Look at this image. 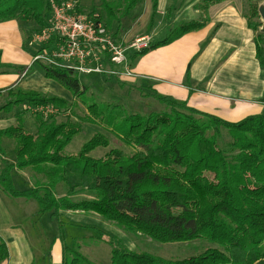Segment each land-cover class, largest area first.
Masks as SVG:
<instances>
[{"label": "trees", "instance_id": "16d2710c", "mask_svg": "<svg viewBox=\"0 0 264 264\" xmlns=\"http://www.w3.org/2000/svg\"><path fill=\"white\" fill-rule=\"evenodd\" d=\"M115 1L110 6L101 0L100 12L93 8L85 15L98 14L112 39L120 43L121 28L113 25L141 7L144 0ZM201 1L206 10L223 0ZM259 2L247 0L243 18L246 28L254 33L255 59L264 70ZM151 5L148 27L155 18L157 0H151ZM121 10V17L115 18ZM76 11L85 13L78 5ZM49 17L48 0H0V23L16 22L24 41L46 27ZM203 25V20L184 21L176 29H169L164 39L150 41L145 50L126 54L129 66L137 57ZM38 64L44 78L67 90L71 99L17 87L3 91L9 99L0 111L8 114L16 108V124L0 130V191L13 199L34 202L38 216L57 219L66 212L82 213L160 244L199 241L202 247L206 245L197 256L166 260L128 250L120 240L109 237L105 242L109 264H264L263 113L228 122L190 108L186 102L131 84L130 89L157 102L160 110L127 113L119 105L98 102L89 95V87L79 82L78 73ZM11 69L2 63L0 53V75ZM100 77L123 84L115 77ZM25 105H48L57 113L46 119L32 114L36 127L34 133H29L23 125L29 112L25 108L17 111ZM80 107L85 109L82 116L77 114ZM65 114L69 117L57 122L55 116ZM70 117L84 124L104 125L131 151L114 149L101 158H91L93 150L109 146L106 136L95 133L77 155L66 156L65 148L80 131L76 122L70 125ZM5 140L14 145L13 164L3 159L1 145ZM13 170L32 172L33 187L15 190ZM76 242L73 240L70 248L63 244L61 264H93L79 253ZM8 257L0 238V264Z\"/></svg>", "mask_w": 264, "mask_h": 264}, {"label": "crops", "instance_id": "0c3cea01", "mask_svg": "<svg viewBox=\"0 0 264 264\" xmlns=\"http://www.w3.org/2000/svg\"><path fill=\"white\" fill-rule=\"evenodd\" d=\"M171 1L157 0L156 8L160 16L165 17ZM236 1L223 0L205 10L200 0H185L181 16H184L185 22L203 20L202 28L137 57L131 65L136 78L118 81L149 88L159 95L186 102L190 108L228 122L254 115L255 105L259 110L258 104L261 102L257 95H260L263 77L255 59L254 33L246 28L241 7ZM145 2L147 26L152 5L151 0ZM160 23L163 25V22ZM157 31L158 28H154L152 33L141 30L131 40L147 36L154 41L158 36ZM26 51L16 22L0 23L2 63L28 66L34 54ZM126 53L129 56L131 51ZM19 85L16 76L0 75L1 93ZM15 122L10 114L0 117L2 128L11 127ZM0 238L9 255L2 264H34V251L23 227L8 223L0 228ZM36 242L48 249L39 235H36Z\"/></svg>", "mask_w": 264, "mask_h": 264}, {"label": "rangeland", "instance_id": "374dc122", "mask_svg": "<svg viewBox=\"0 0 264 264\" xmlns=\"http://www.w3.org/2000/svg\"><path fill=\"white\" fill-rule=\"evenodd\" d=\"M67 1H74L76 5L83 7L85 9V13L83 15L88 14L93 8L97 12L101 11V0ZM259 1L262 4V1L264 0ZM105 2L106 4L113 6L116 1L105 0ZM183 3L185 4V0H172L171 5H169L166 10L167 12L165 17L160 16L159 13H157L156 8L153 23L150 27H148L149 21L147 22V26H145V18H147V3L144 0L141 7L136 8L130 15L119 20V24L116 23L113 25L121 28V33L118 35V37H120V43L123 42L122 44L126 46L134 41V39L131 40V38L141 30L152 33L154 28H158V36L155 40L160 41L164 39L169 33V29H176L185 21L184 16H181L184 10V6L182 5ZM200 3L201 6H203L201 0ZM236 3L241 7V12L244 14L247 9V0H237ZM121 15L122 10L121 12L115 14V18H119ZM160 21L163 22V25ZM20 35L23 41V46L25 50H27L26 52L35 55V53L39 50V46L32 43L34 34L30 37L27 35L26 37H28V39L26 41L23 40V33L21 31ZM34 55L32 56L28 66L8 64L12 66V69L8 72V74L16 76L20 83V85L17 86L18 89H31L69 101L71 99V95L67 90L59 86L56 82L48 79L46 80V78H44L41 66L32 61ZM260 70L263 82H261L262 89L259 92L260 95H257V97L261 100V102L258 104L259 110H257V106L255 105L254 114H264V70ZM78 80L80 83L89 87L88 94L92 95L98 102L119 105L126 110L127 113L146 114L152 111L160 110V106L157 102L149 98H143L137 91L130 89L127 84L128 81H123L126 84V86H124V84L117 82L112 83L103 81V79L97 75H78ZM5 93L3 92L0 94V107L5 105L9 99L8 96L6 97ZM25 107L26 105L23 108H17V111H22ZM83 111H85V109L80 107V109L77 110V114L82 116ZM15 113L16 108H13L8 114H10V118H13V114ZM29 114L30 113L25 115L23 118V123L26 124L23 125L27 132L34 133L36 121H34L33 118H30L32 114H30L31 116ZM1 116H5V113L0 111V117ZM55 117L57 122H60L69 117V115L65 114L64 116L58 115ZM70 118V125H73L76 122L80 131L73 137L69 145L65 148L64 154L66 156L77 155L82 145L95 133H101L106 136L109 140V146L107 148H97L93 150L89 154L91 158H101L107 152L114 149L123 150L126 153L131 151V148L122 145L121 142L104 127V125L84 124L73 117ZM15 124L16 122L14 125ZM2 127L3 126H0V130L6 129ZM13 146L12 142L6 140L3 141L1 145L3 148L2 151H5L3 159H5L9 164H13L15 162ZM1 159L2 157L0 156V171L3 169V161ZM11 176L15 190L23 191L33 187L34 175H32V172L28 170L22 172L13 170L11 172ZM81 197H83V195H81ZM25 204H27V207H24L26 206ZM35 209L36 206L34 202H26L22 199H13L0 191V228L5 227L8 223L23 227V230L27 233V237L34 251V264H61L62 246L64 244L70 248L73 240H77L76 244L79 246V253L93 264H109V247L105 243L109 237H114L120 240L123 246L128 250L136 253H146L153 257L166 260H182L194 257L202 253L206 247L203 243L204 247H202L201 242L199 241L160 244L146 237L128 234L115 225L107 223L96 216L66 212L60 214L57 219H52L49 215L38 216L34 212ZM36 235L41 237V240L47 244L46 247H48V249L44 248L42 244L36 242ZM39 247L42 248L38 251L37 249ZM31 264H33V262Z\"/></svg>", "mask_w": 264, "mask_h": 264}, {"label": "built area", "instance_id": "2783aa9c", "mask_svg": "<svg viewBox=\"0 0 264 264\" xmlns=\"http://www.w3.org/2000/svg\"><path fill=\"white\" fill-rule=\"evenodd\" d=\"M49 24L35 33L32 43L39 46L32 61L46 66L71 70L79 75L135 79L126 52L145 50L151 39H134L124 46L115 42L106 31L99 15L76 11L74 1L48 0ZM31 114L42 118L54 116L57 109L48 106H26Z\"/></svg>", "mask_w": 264, "mask_h": 264}, {"label": "water", "instance_id": "95a60500", "mask_svg": "<svg viewBox=\"0 0 264 264\" xmlns=\"http://www.w3.org/2000/svg\"><path fill=\"white\" fill-rule=\"evenodd\" d=\"M258 14L260 17V21L262 23L261 28H260V33L264 35V4L259 5L258 7Z\"/></svg>", "mask_w": 264, "mask_h": 264}]
</instances>
